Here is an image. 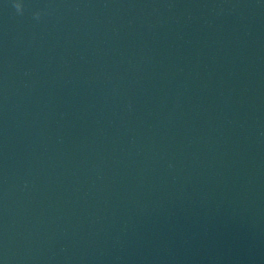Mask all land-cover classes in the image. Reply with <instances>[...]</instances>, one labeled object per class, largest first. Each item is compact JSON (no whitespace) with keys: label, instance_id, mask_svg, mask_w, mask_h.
Here are the masks:
<instances>
[{"label":"water","instance_id":"water-1","mask_svg":"<svg viewBox=\"0 0 264 264\" xmlns=\"http://www.w3.org/2000/svg\"><path fill=\"white\" fill-rule=\"evenodd\" d=\"M0 264H264V0H0Z\"/></svg>","mask_w":264,"mask_h":264},{"label":"clouds","instance_id":"clouds-1","mask_svg":"<svg viewBox=\"0 0 264 264\" xmlns=\"http://www.w3.org/2000/svg\"><path fill=\"white\" fill-rule=\"evenodd\" d=\"M15 7H16L17 11L21 10V5L19 3H16ZM36 15L38 16L39 14L37 13Z\"/></svg>","mask_w":264,"mask_h":264}]
</instances>
